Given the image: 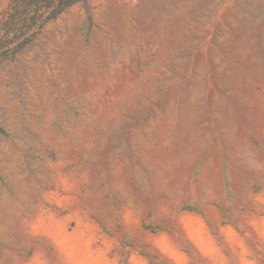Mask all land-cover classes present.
<instances>
[{
	"label": "rangeland",
	"instance_id": "1",
	"mask_svg": "<svg viewBox=\"0 0 264 264\" xmlns=\"http://www.w3.org/2000/svg\"><path fill=\"white\" fill-rule=\"evenodd\" d=\"M16 1L0 264H264V0Z\"/></svg>",
	"mask_w": 264,
	"mask_h": 264
},
{
	"label": "trees",
	"instance_id": "2",
	"mask_svg": "<svg viewBox=\"0 0 264 264\" xmlns=\"http://www.w3.org/2000/svg\"><path fill=\"white\" fill-rule=\"evenodd\" d=\"M78 1L83 0H17L13 7L14 12L24 18L25 15H27L26 10L31 8L37 9L40 13H43L44 10L45 12L47 11V16L41 22V26H43L48 22L55 20L65 10ZM26 40H29V37ZM26 40H24V42Z\"/></svg>",
	"mask_w": 264,
	"mask_h": 264
}]
</instances>
